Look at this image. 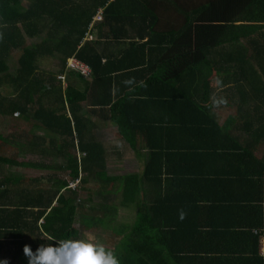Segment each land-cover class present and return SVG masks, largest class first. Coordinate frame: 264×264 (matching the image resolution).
<instances>
[{"label": "trees", "instance_id": "trees-1", "mask_svg": "<svg viewBox=\"0 0 264 264\" xmlns=\"http://www.w3.org/2000/svg\"><path fill=\"white\" fill-rule=\"evenodd\" d=\"M26 1L0 0V116L30 117L46 136L0 134V163L18 158L67 174L51 177L50 201L37 207L53 221L45 225L49 242L80 239L77 204L85 211L92 194L82 188L93 182L100 197L119 184V207L135 211L129 223H104L120 236L113 249L120 264H197L194 223L203 213H235V225L263 228L264 0ZM168 5L183 22L164 33L159 9ZM90 35L130 46L105 60ZM75 55L91 78L69 70ZM50 59L56 70L41 67ZM154 65L163 71L146 75ZM61 75L79 83L65 86ZM217 103L234 110L222 124L212 113ZM93 115L143 161L139 172L108 176L109 150ZM3 145L15 146L11 159ZM11 195L8 187L2 198Z\"/></svg>", "mask_w": 264, "mask_h": 264}, {"label": "crops", "instance_id": "crops-1", "mask_svg": "<svg viewBox=\"0 0 264 264\" xmlns=\"http://www.w3.org/2000/svg\"><path fill=\"white\" fill-rule=\"evenodd\" d=\"M159 11L160 24L158 23L159 25H157L158 28H164V33L170 27L182 25L183 16L176 8L168 5L162 9L160 8ZM93 25H95V21L90 26V30L95 32ZM88 39L97 40V49L105 60L107 58L113 59L115 56H121L130 46L129 39L99 40L96 35ZM145 41H147V36L140 43ZM129 55L133 57L134 53ZM125 62L128 63L127 60ZM153 67H146V75L163 71L162 65H154ZM143 72L145 71L143 70ZM69 81V83H79L72 76H69ZM227 109L230 108L217 103L212 110V113L215 114L220 124L230 114L226 112ZM92 118L96 126L94 132L98 138L97 140L100 143H104L109 150L108 176L124 177L127 174L139 172L143 161L137 157L133 150H129L125 146L115 127L110 123L104 122L101 118L98 119L95 115ZM14 121L12 128L15 134L12 136L15 140L23 132L26 135L21 137L22 139L31 140L32 136H46L45 131L35 128L37 123L30 117L23 116L16 118ZM20 123H25L23 128L19 127ZM106 133L110 134L111 137L107 138L105 136ZM141 152L144 154L145 150L141 149ZM3 156L6 155L4 154ZM28 158H30V155ZM16 160L12 161L14 165L0 163V209L12 210V213H0V219H3L0 221V228L2 229L0 230V259L7 260L8 264H27V258L23 253L24 245H29L35 251L40 245L47 246L52 244L48 241L50 238H48V230L45 225L50 226L53 224V221L46 222V216L40 217L37 215L42 211V208L37 207H41V204H46L50 201L49 192L46 193V190L50 191L51 189L52 174L48 172L50 170L49 168L35 167V162L30 163L18 158ZM133 162L135 164L134 167L132 165ZM120 165H130L131 171L123 174H115V176L109 173L114 169L112 166L121 169ZM35 169L43 170L45 173H49V176L46 177V174H43L45 177L36 178L32 176L27 177V179L23 178L22 173L24 171L32 173L31 170ZM8 187L12 190V195L2 198L3 191ZM87 187L91 188L92 198L87 202L86 207H84L85 211L80 209L83 207L80 203L77 204L79 210L75 227L80 230V239H86L83 236L86 234L91 237L90 240L94 241L95 239L106 248L113 250L120 236L112 229H109V227H106L104 223H111L114 219L121 222L116 216L119 215L122 218L126 216L123 212L127 211L129 214V210L133 209H122L119 207V195L117 192L120 187L119 184H115L109 188L107 194L102 197L96 195L100 189L98 183L93 182L87 185ZM201 191L205 192V189ZM104 199L111 200L104 203ZM37 204L40 205L36 206ZM8 205L12 207L7 208L6 206ZM102 205L106 206L107 209L104 214L99 213L101 211L99 208ZM114 210H117V214L114 213ZM121 210L123 211L121 212ZM133 212L132 220L135 211L133 210ZM237 218H239L238 214L227 213L225 211L203 213L197 218V223L195 217L194 226L198 230L195 233L196 242L193 243L192 247L193 251H196L201 257L197 264H264V224L260 230H249L241 227V225H235L234 220ZM260 219V216H256L255 221ZM131 221L123 220L125 223ZM84 222H91V226L87 227V225H84ZM3 228H7L10 231ZM256 235L257 238L255 237ZM109 243L112 245H109Z\"/></svg>", "mask_w": 264, "mask_h": 264}, {"label": "clouds", "instance_id": "clouds-1", "mask_svg": "<svg viewBox=\"0 0 264 264\" xmlns=\"http://www.w3.org/2000/svg\"><path fill=\"white\" fill-rule=\"evenodd\" d=\"M23 253L27 264H120L113 250L90 239H61L35 251L26 244ZM0 264L8 261L0 259Z\"/></svg>", "mask_w": 264, "mask_h": 264}, {"label": "rangeland", "instance_id": "rangeland-1", "mask_svg": "<svg viewBox=\"0 0 264 264\" xmlns=\"http://www.w3.org/2000/svg\"><path fill=\"white\" fill-rule=\"evenodd\" d=\"M25 4H27V1L26 0H24V5ZM95 21V25L97 24V23H100L101 21H103V14H102V10L94 17V20H93V22ZM92 36H89V38H91ZM28 42H30V41H28ZM17 59H18V55H14L11 59H10V68H11V71H13V72H15L16 71V69H17V67H18V64H17ZM41 67H43L44 69H48V68H51V69H54V70H56V67H57V62L56 61H54L53 59H50L49 61H44L43 63H42V65H41ZM66 76V75H65ZM67 77V76H66ZM69 83V81H65V86H66V84H68ZM2 91L3 92H5L6 90H5V88L3 87L2 88ZM226 112H228V113H233L234 112V110H231V109H227V111ZM13 118H10V117H1L0 116V134L2 135V136H5V137H10L11 139H13L14 140V137L12 136L13 134H15V132H13ZM15 122V121H14ZM24 124L25 123H20L19 124V127L20 128H23V126H24ZM24 135H26V133L25 132H23V133H21V134H19L17 137H18V139L20 138L21 139V137H23ZM105 136L108 138V137H111V135L110 134H108V133H106L105 134ZM3 148H5V150H4V153H5V158H7V159H11V157L13 156V154H14V152H16V149L15 148H13V147H8V146H5V145H3ZM10 165V164H9ZM11 165H14V163L12 162L11 163ZM24 165H26V164H24ZM115 165V164H114ZM132 165H133V167L135 166V164H134V162L132 163ZM116 166V165H115ZM54 167V166H53ZM114 169H112L109 173H111V174H114V176H115V174H123V173H125V172H130L131 171V166L130 165H120V167H121V169H117V168H115L114 166H112ZM111 167V168H112ZM50 169V168H49ZM49 169H47V170H49ZM117 169V170H116ZM17 172V171H16ZM31 172L32 173H28L27 171H24V173H22L23 174V178H25V179H27V177H36V178H39V177H45V176H43V174H46V177L47 176H49V173L50 174H52V176H54V174H59V176H61V177H63V178H65V179H67V174H63V172H61L60 173V171H58V169H50L48 172L49 173H45V171H43V170H38V169H35V170H31ZM75 187H77V185L75 186ZM82 189H84V193L86 194V193H90V191H91V188L90 187H83ZM86 198V197H85ZM123 210H121V212H122ZM124 213V215H126V216H124V217H119V215L118 216H116V218H118V219H120L121 220V222H123V220H126V221H131L132 220V217H133V210H129V214H128V212L126 211V212H123ZM128 214V215H127ZM120 222V221H119ZM88 227V226H87ZM86 228V227H85ZM84 236V238H86V239H91V237L89 236V235H83ZM94 241L95 242H97V240H95L94 239ZM109 245H112L111 243H109Z\"/></svg>", "mask_w": 264, "mask_h": 264}, {"label": "built area", "instance_id": "built-area-1", "mask_svg": "<svg viewBox=\"0 0 264 264\" xmlns=\"http://www.w3.org/2000/svg\"><path fill=\"white\" fill-rule=\"evenodd\" d=\"M69 70L79 72L83 77L85 78H91L92 77V69L91 67L86 64L85 62L81 61L80 58H78L76 55L71 57L69 59L68 63ZM61 79L66 80L65 75L59 76ZM77 184H74L72 187L76 188Z\"/></svg>", "mask_w": 264, "mask_h": 264}]
</instances>
